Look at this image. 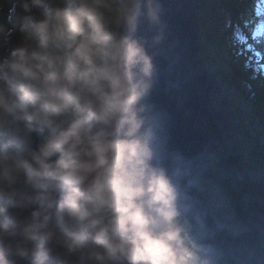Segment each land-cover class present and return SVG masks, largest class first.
<instances>
[{
	"label": "clouds",
	"instance_id": "obj_1",
	"mask_svg": "<svg viewBox=\"0 0 264 264\" xmlns=\"http://www.w3.org/2000/svg\"><path fill=\"white\" fill-rule=\"evenodd\" d=\"M161 0H0V264H226L162 163L141 22Z\"/></svg>",
	"mask_w": 264,
	"mask_h": 264
},
{
	"label": "trees",
	"instance_id": "obj_2",
	"mask_svg": "<svg viewBox=\"0 0 264 264\" xmlns=\"http://www.w3.org/2000/svg\"><path fill=\"white\" fill-rule=\"evenodd\" d=\"M194 1L204 61L221 83L226 103L240 117L243 147L238 154L209 160V181L195 192L198 202L209 204L208 212L200 213L197 206L186 219L204 240L211 227L222 230L226 264H264L257 251L264 254L258 246L264 237L252 219L259 208L253 196L264 198V79L252 80V72L244 68L245 61L250 68L264 64V33L254 28L256 23L264 26V6L260 0ZM237 82L246 89L239 90ZM214 201L224 203L222 211L215 209ZM229 241L234 242L232 250Z\"/></svg>",
	"mask_w": 264,
	"mask_h": 264
},
{
	"label": "water",
	"instance_id": "obj_3",
	"mask_svg": "<svg viewBox=\"0 0 264 264\" xmlns=\"http://www.w3.org/2000/svg\"><path fill=\"white\" fill-rule=\"evenodd\" d=\"M164 38L151 45L155 34L141 22L138 35L149 41L156 66L155 82L146 103L159 118L160 154L175 173L186 218L198 206L195 192L209 181L208 162L219 155L238 154L243 143L239 116L226 103L223 88L206 65L201 50V24L194 0H161Z\"/></svg>",
	"mask_w": 264,
	"mask_h": 264
},
{
	"label": "rangeland",
	"instance_id": "obj_4",
	"mask_svg": "<svg viewBox=\"0 0 264 264\" xmlns=\"http://www.w3.org/2000/svg\"><path fill=\"white\" fill-rule=\"evenodd\" d=\"M261 3L264 5V0H260ZM197 13V12H196ZM254 28L256 29V31L258 33H264V26H262V24L260 23H256L254 25ZM231 80V79H230ZM234 86H238L239 90H243L246 89V85L243 84L242 82H237L234 84ZM233 109V108H232ZM256 204L258 205V209H255V212L252 213V219L255 222L256 228L260 231V233L262 234L261 236L264 237V198H262L259 195H255L253 196ZM201 204L204 203L203 200H201L200 202ZM223 205L224 203L220 202V201H214V207L215 209H218L220 211L223 210ZM209 209V207H208ZM193 212V211H192ZM191 212V213H192ZM190 213V214H191ZM223 224H221V226L225 225V220L222 221ZM214 229V228H213ZM212 229V227L209 230H206V236H208V239L205 240V242L209 243V244H213L217 247H221L222 246V240L220 239L221 235H222V230L221 229H216L215 231ZM231 242L229 248L230 250H232L233 246H234V242L233 241H229ZM262 243H258L259 249H264V241H261ZM226 243V242H225ZM262 247V248H261ZM258 253L261 255L262 258H264V254L259 251L257 249ZM263 251V250H262ZM264 261V260H263ZM264 263V262H263Z\"/></svg>",
	"mask_w": 264,
	"mask_h": 264
},
{
	"label": "snow or ice",
	"instance_id": "obj_5",
	"mask_svg": "<svg viewBox=\"0 0 264 264\" xmlns=\"http://www.w3.org/2000/svg\"><path fill=\"white\" fill-rule=\"evenodd\" d=\"M262 6H264V5H262ZM244 68H245V70H250L252 72V75L250 77L252 80H256L258 78L264 79V64L256 65L255 67L250 68L247 61H245ZM249 89L251 90L250 85H249ZM252 94L255 95L254 92Z\"/></svg>",
	"mask_w": 264,
	"mask_h": 264
}]
</instances>
